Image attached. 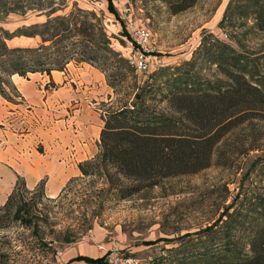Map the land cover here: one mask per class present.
<instances>
[{
    "label": "trees",
    "instance_id": "16d2710c",
    "mask_svg": "<svg viewBox=\"0 0 264 264\" xmlns=\"http://www.w3.org/2000/svg\"><path fill=\"white\" fill-rule=\"evenodd\" d=\"M195 1L168 3L175 14ZM107 4L109 10V1ZM244 26L242 38L250 36L252 47L242 46L236 36L231 37L235 48L224 41L226 38L204 34L189 60L181 65L160 68L139 82L131 77L133 83L126 86L130 91L123 99L117 97L116 90L126 85L133 69L109 47L103 33L98 42L93 24L72 30V20L55 18L11 34L38 36L40 44L34 48H8L0 41V96L7 102H11L7 91L17 95L10 76L27 79L28 74L39 73L49 77L52 71H64L69 63H85L98 70L118 99L115 108L101 115L98 152L77 164L79 176L70 178L55 198L45 199H60L72 190L74 182L88 179L100 180L111 201L123 200L143 188L157 186L163 179L207 168L213 149L229 132L254 121L263 123L264 46L257 41L264 35V0L228 1L217 27ZM42 187L43 183L38 186L40 197L44 196ZM33 194L34 189L27 190L17 177L0 206V230L15 223L29 231L22 238L0 236V264H39L44 248L52 257L56 254L55 248L38 235V227L46 218H42L35 201L25 198ZM194 236L203 245L197 251L186 244L190 237L171 248L180 254V261L264 264V194L242 195ZM58 241L69 244L72 235L65 233ZM74 262L107 264L105 255H76L63 264Z\"/></svg>",
    "mask_w": 264,
    "mask_h": 264
},
{
    "label": "rangeland",
    "instance_id": "374dc122",
    "mask_svg": "<svg viewBox=\"0 0 264 264\" xmlns=\"http://www.w3.org/2000/svg\"><path fill=\"white\" fill-rule=\"evenodd\" d=\"M169 1L176 0H0V26L14 20L20 26L14 33L55 18L72 20V30L93 24L98 42L103 33L109 47L126 61L133 56L134 48L125 33V26L132 23L145 29L149 34L148 54L160 60L161 65L150 66L145 73L133 71L126 85L116 90L121 99L130 91L126 86L131 87V77L134 82H139L160 68L177 67L189 60L204 34L219 39L224 34V41L233 47L232 36L240 38L244 47L253 46L250 36L242 38L245 26L217 27L229 0H196L192 6L175 14L171 12ZM47 10H50V16L44 22L43 19L36 21V14ZM120 23L125 29L121 30ZM1 36L5 37L6 33L2 32ZM257 42L264 46V35ZM212 70L213 67L208 72ZM66 73L72 75V70ZM69 87L72 88V82ZM108 89L109 99L95 106L100 115L116 107L118 99ZM7 93L12 103L18 102L13 91ZM36 150L42 151V146L37 144ZM77 176L79 172L74 177ZM100 182L77 180L72 190L60 199L50 201L45 199L49 197L43 189L44 196H39L38 186L43 183L40 181L33 188L34 194L25 196L37 203L42 218H46L43 219L46 223H40L41 227H38L40 239L56 250L52 257L45 248L41 249L39 264L65 263L75 257L78 243L85 247L89 245L94 251L97 249L101 256L109 248H118L123 256L137 259L140 264H191L180 261V254L172 252L171 248L190 237L192 239L186 244L197 251L203 245L196 241L195 233L219 218L232 202L242 199V195L264 194V122L254 121L229 132L213 149L207 168L194 174L163 179L157 186L143 188L123 200L111 201L107 187ZM88 195L94 197L89 199ZM88 227L90 230L87 231ZM65 233L72 235L69 244L58 241ZM2 235L22 238L28 236L29 231L12 223L0 230ZM88 254L91 253L87 252L85 256Z\"/></svg>",
    "mask_w": 264,
    "mask_h": 264
},
{
    "label": "crops",
    "instance_id": "0c3cea01",
    "mask_svg": "<svg viewBox=\"0 0 264 264\" xmlns=\"http://www.w3.org/2000/svg\"><path fill=\"white\" fill-rule=\"evenodd\" d=\"M49 11L36 14V21L44 22ZM19 27L14 20L2 24L0 41L8 48L36 47L37 36L11 35ZM2 32L8 36H1ZM71 70L72 75L66 73ZM26 78L9 77L18 102L0 96V206L17 177L27 190L43 181L44 194L56 196L66 181L77 175V164L98 152L102 120L95 106L109 99L102 74L85 63H69L64 72L52 71L49 77L31 73ZM37 144L42 151L36 150ZM76 251L82 256L90 252V258L102 255L83 243L76 245Z\"/></svg>",
    "mask_w": 264,
    "mask_h": 264
},
{
    "label": "built area",
    "instance_id": "2783aa9c",
    "mask_svg": "<svg viewBox=\"0 0 264 264\" xmlns=\"http://www.w3.org/2000/svg\"><path fill=\"white\" fill-rule=\"evenodd\" d=\"M126 32L134 48L133 56L127 60L128 65L135 73H145L150 66L159 67L160 60L154 56H149V34L140 26H135L132 23H127ZM221 38L226 36L222 34ZM149 59V60H148ZM105 261L107 264H140L139 260L123 256L118 248L112 247L105 252Z\"/></svg>",
    "mask_w": 264,
    "mask_h": 264
}]
</instances>
